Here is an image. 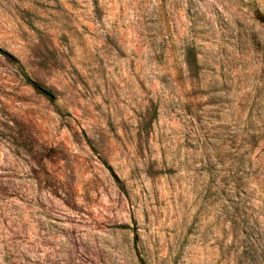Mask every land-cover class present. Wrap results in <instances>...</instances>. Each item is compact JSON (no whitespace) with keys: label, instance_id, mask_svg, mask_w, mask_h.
Returning a JSON list of instances; mask_svg holds the SVG:
<instances>
[{"label":"rangeland","instance_id":"rangeland-1","mask_svg":"<svg viewBox=\"0 0 264 264\" xmlns=\"http://www.w3.org/2000/svg\"><path fill=\"white\" fill-rule=\"evenodd\" d=\"M0 50V264H264V0H0Z\"/></svg>","mask_w":264,"mask_h":264},{"label":"trees","instance_id":"trees-1","mask_svg":"<svg viewBox=\"0 0 264 264\" xmlns=\"http://www.w3.org/2000/svg\"><path fill=\"white\" fill-rule=\"evenodd\" d=\"M4 55L8 56V57H11L9 53L3 51V50H0ZM27 81L39 92L47 95V96H50L52 97V94L49 90H47L46 88H44L43 86L39 85V84H36L34 83L29 77L25 76ZM141 261L143 262V260L141 259Z\"/></svg>","mask_w":264,"mask_h":264}]
</instances>
